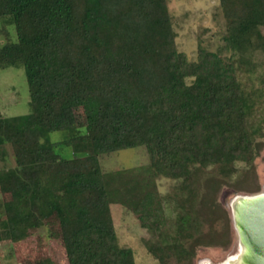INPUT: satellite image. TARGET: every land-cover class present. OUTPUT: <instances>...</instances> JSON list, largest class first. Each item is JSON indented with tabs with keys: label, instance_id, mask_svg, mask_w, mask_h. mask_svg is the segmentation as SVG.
Returning <instances> with one entry per match:
<instances>
[{
	"label": "trees",
	"instance_id": "1",
	"mask_svg": "<svg viewBox=\"0 0 264 264\" xmlns=\"http://www.w3.org/2000/svg\"><path fill=\"white\" fill-rule=\"evenodd\" d=\"M218 1L223 47L246 63L264 51V0ZM0 34V69L23 67L31 108L0 117V145L11 146L15 162L0 170V191L10 196L0 242L56 215L68 264H134L132 251L116 245L110 206L120 203L155 237L145 247L158 264H186L205 226L196 190L183 200L173 244L154 177L192 186L208 168L227 179L236 162H253L258 129L240 104L235 59L199 46L188 60L167 0H0ZM74 108L83 110L81 129ZM55 131L69 132L65 146L84 141L89 151L62 158L42 143ZM140 146L147 166L102 172L101 155ZM134 173L142 180L132 176L129 187Z\"/></svg>",
	"mask_w": 264,
	"mask_h": 264
},
{
	"label": "rangeland",
	"instance_id": "2",
	"mask_svg": "<svg viewBox=\"0 0 264 264\" xmlns=\"http://www.w3.org/2000/svg\"><path fill=\"white\" fill-rule=\"evenodd\" d=\"M167 7L176 33L177 50L186 54L188 60L195 61L199 46L235 59L240 104L251 125L258 129L254 134L256 152L253 162H236L235 172L227 179L218 178L209 168L194 177L192 186L183 178L154 177L164 228L173 244L177 243L176 220L183 212V200L190 188L196 190L198 199L195 204L205 226L199 233L200 239L190 246L192 254L186 264H223L226 258L238 252L230 207L232 199L264 190V51L250 54L249 61L241 63L238 55L224 49L225 20L218 0H167ZM9 32L10 39L15 40L13 28H9ZM4 43L5 38L0 34V45ZM30 112L29 89L23 67L0 69V117L21 116ZM73 113L76 125L81 129L86 125L83 110L74 108ZM68 136V131L50 132L42 143L53 145L54 151L65 159L73 158L74 151H85L79 156L86 155L89 147L84 141H74L71 147L63 144ZM99 163L108 177L116 171L142 169L149 164V157L145 147L140 146L101 155ZM14 167L11 146L0 145V170ZM132 176L136 178L134 182L142 180V174H128L129 187ZM111 188H119L122 192L128 189L126 184L117 183H112ZM9 199L8 194L0 191V230L6 228L3 205ZM110 212L116 245L132 251L134 264H158L145 247V242L154 243L155 237L140 225L132 210L116 203L111 204ZM0 264H68L56 215L46 219L39 228L15 232L11 240L1 241Z\"/></svg>",
	"mask_w": 264,
	"mask_h": 264
},
{
	"label": "water",
	"instance_id": "3",
	"mask_svg": "<svg viewBox=\"0 0 264 264\" xmlns=\"http://www.w3.org/2000/svg\"><path fill=\"white\" fill-rule=\"evenodd\" d=\"M232 221L243 251L240 264H264V190L239 196Z\"/></svg>",
	"mask_w": 264,
	"mask_h": 264
},
{
	"label": "bare ground",
	"instance_id": "4",
	"mask_svg": "<svg viewBox=\"0 0 264 264\" xmlns=\"http://www.w3.org/2000/svg\"><path fill=\"white\" fill-rule=\"evenodd\" d=\"M238 198H239V196L234 197L230 203L232 217L234 216L235 202L237 201ZM242 254H243V251L241 250L240 246L238 245L237 254H235L233 256H229L228 258H226V260L223 262V264H240L239 257Z\"/></svg>",
	"mask_w": 264,
	"mask_h": 264
}]
</instances>
